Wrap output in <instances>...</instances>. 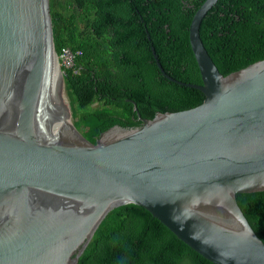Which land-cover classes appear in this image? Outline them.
<instances>
[{"label":"water","instance_id":"95a60500","mask_svg":"<svg viewBox=\"0 0 264 264\" xmlns=\"http://www.w3.org/2000/svg\"><path fill=\"white\" fill-rule=\"evenodd\" d=\"M218 1L205 0L189 25L200 85L167 75L151 47L161 74L199 90L202 104L113 126L91 144L72 124L49 0H0V264H77L126 204L212 264H264L236 200L264 191V60L219 73L199 35Z\"/></svg>","mask_w":264,"mask_h":264},{"label":"trees","instance_id":"16d2710c","mask_svg":"<svg viewBox=\"0 0 264 264\" xmlns=\"http://www.w3.org/2000/svg\"><path fill=\"white\" fill-rule=\"evenodd\" d=\"M205 0H49L54 51L79 52L62 79L73 126L91 144L119 126L202 104L189 25ZM200 39L222 76L264 60V0H219L203 18ZM148 36L150 39H148ZM136 108V110H135ZM75 119V122H74ZM264 243V191L236 195ZM77 264H212L144 208L126 204L101 222Z\"/></svg>","mask_w":264,"mask_h":264},{"label":"built area","instance_id":"2783aa9c","mask_svg":"<svg viewBox=\"0 0 264 264\" xmlns=\"http://www.w3.org/2000/svg\"><path fill=\"white\" fill-rule=\"evenodd\" d=\"M79 54L80 53L78 51L72 52L70 49L64 48L61 50L60 54L57 55L56 58L59 62V65L64 69H73L75 57Z\"/></svg>","mask_w":264,"mask_h":264},{"label":"bare ground","instance_id":"6f19581e","mask_svg":"<svg viewBox=\"0 0 264 264\" xmlns=\"http://www.w3.org/2000/svg\"><path fill=\"white\" fill-rule=\"evenodd\" d=\"M45 43H46V46H47V40L46 39H45ZM47 49L49 51V48H47ZM47 58H48L47 63H48L49 68L51 69L52 73L58 78V80H60V74H59L58 68H57L58 64L55 61V57H54V60H53V57L52 56L50 57V55L47 54Z\"/></svg>","mask_w":264,"mask_h":264},{"label":"rangeland","instance_id":"374dc122","mask_svg":"<svg viewBox=\"0 0 264 264\" xmlns=\"http://www.w3.org/2000/svg\"><path fill=\"white\" fill-rule=\"evenodd\" d=\"M58 62V61H57ZM58 64H59V62H58ZM59 68H60V65H59ZM60 82H61V79L59 80Z\"/></svg>","mask_w":264,"mask_h":264}]
</instances>
